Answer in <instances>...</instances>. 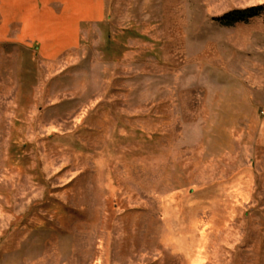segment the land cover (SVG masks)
I'll list each match as a JSON object with an SVG mask.
<instances>
[{"label":"rangeland","instance_id":"374dc122","mask_svg":"<svg viewBox=\"0 0 264 264\" xmlns=\"http://www.w3.org/2000/svg\"><path fill=\"white\" fill-rule=\"evenodd\" d=\"M98 2L0 0V264H264V0Z\"/></svg>","mask_w":264,"mask_h":264},{"label":"trees","instance_id":"16d2710c","mask_svg":"<svg viewBox=\"0 0 264 264\" xmlns=\"http://www.w3.org/2000/svg\"><path fill=\"white\" fill-rule=\"evenodd\" d=\"M264 11L263 6L251 7L245 10H233L225 13L219 18L214 19L222 26H232L237 23H245L251 19L259 17Z\"/></svg>","mask_w":264,"mask_h":264},{"label":"crops","instance_id":"0c3cea01","mask_svg":"<svg viewBox=\"0 0 264 264\" xmlns=\"http://www.w3.org/2000/svg\"><path fill=\"white\" fill-rule=\"evenodd\" d=\"M92 2H94V0H92ZM97 3H99L98 2V0H97ZM56 14V13H55ZM97 14L99 15V13H98V8H97V11H95V13L93 14V16H90V17H85V18H89V19H91V18H93L94 17V15L97 17ZM61 15V14H60ZM60 15H56V16H60ZM84 17V16H83ZM77 20V19H76ZM75 20V21H76ZM75 21H74V23H73V27H74V29H75V33L77 34V32H76V27H77V25L78 24H75Z\"/></svg>","mask_w":264,"mask_h":264}]
</instances>
